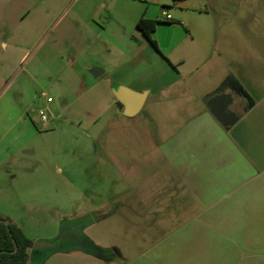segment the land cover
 <instances>
[{"label": "crops", "instance_id": "0c3cea01", "mask_svg": "<svg viewBox=\"0 0 264 264\" xmlns=\"http://www.w3.org/2000/svg\"><path fill=\"white\" fill-rule=\"evenodd\" d=\"M140 18L157 21L155 44L137 29ZM46 41L65 45L67 56L45 59L70 66L75 45L89 48L94 58L81 68L104 80L131 123L95 138L110 139L101 152L113 171H125L122 197L78 215L80 245L38 264L54 255L70 258L56 264H264V0H0V75L16 76L31 46ZM13 79L0 82L3 200L54 185L23 181L27 138L39 134L36 97ZM117 88L145 94L137 114H123ZM223 95L247 104L229 127L210 111ZM183 97L193 99L186 105ZM185 105L196 109L174 124L167 114ZM114 217L125 227L107 242L97 226Z\"/></svg>", "mask_w": 264, "mask_h": 264}, {"label": "rangeland", "instance_id": "374dc122", "mask_svg": "<svg viewBox=\"0 0 264 264\" xmlns=\"http://www.w3.org/2000/svg\"><path fill=\"white\" fill-rule=\"evenodd\" d=\"M89 51V48L84 50L82 45H75L77 61L70 66L63 62L67 56L65 45H51L46 41L37 47L31 46L20 62L16 76L15 71L0 75L2 84L5 78H14L15 86L30 87L27 95L36 97L31 112H34L33 128L39 134L27 138L31 150L23 152L22 165L26 172L25 175L23 171V181L30 177L29 181L54 184L50 191L41 186L27 191L21 199H0V212L4 218L21 225L31 238L52 240L62 234L60 240L46 244L45 250L54 247L71 249L80 245L82 240H78L76 217L95 215V210L108 206L124 193L125 171L110 168V158L101 152L104 147H109L110 139L99 138L105 133L113 134L121 124L129 125L131 121L116 112L112 93L104 80L92 78L81 68L94 58ZM51 52L64 57L62 63L46 60ZM41 93L45 96L40 97ZM47 97L52 102L47 103ZM189 99L193 98H180L186 105ZM186 105L172 109L167 117L175 124L196 109ZM40 110L47 115L46 123L38 118ZM97 135L100 136L95 139ZM138 176L137 181L140 180ZM124 223L114 217L98 224L97 228L110 242L113 241L110 234L124 229ZM95 232L94 228L88 231L91 238H98ZM116 238L117 241L124 239ZM133 239L135 244H142L141 237L134 235ZM79 255H75V259H82ZM63 259L70 258L54 255L47 264H56Z\"/></svg>", "mask_w": 264, "mask_h": 264}, {"label": "trees", "instance_id": "16d2710c", "mask_svg": "<svg viewBox=\"0 0 264 264\" xmlns=\"http://www.w3.org/2000/svg\"><path fill=\"white\" fill-rule=\"evenodd\" d=\"M156 20H147L140 18L136 24V27L142 34L152 43L155 44L151 39V33L156 25ZM0 220H7L0 215ZM9 221V220H8ZM7 230L6 226L0 223V264H25L29 257L35 263H40L48 253L56 252L61 250L60 248H51L50 250H45L44 248L34 247V242L25 236L21 228L16 224L9 221ZM62 237V234L58 235L57 238L50 241H45L46 244L53 243ZM14 239L17 246V250L14 253L10 251L13 250L14 245L11 241ZM32 250V254H29L28 250Z\"/></svg>", "mask_w": 264, "mask_h": 264}, {"label": "water", "instance_id": "95a60500", "mask_svg": "<svg viewBox=\"0 0 264 264\" xmlns=\"http://www.w3.org/2000/svg\"><path fill=\"white\" fill-rule=\"evenodd\" d=\"M92 70V74L94 75V71ZM115 98L122 104V112L126 116H132L137 114L144 102L145 94L144 93H135L125 88H117L113 91ZM214 101L210 102L211 108L210 111L213 116L217 119V121L224 127H229L237 121L239 116L245 111L247 104L242 103H234L231 95H223L219 98L213 99ZM4 226L8 229V220H0ZM11 241L14 245V248L11 253H14L17 250V246L13 238ZM45 243L38 241L34 243V247H44Z\"/></svg>", "mask_w": 264, "mask_h": 264}, {"label": "built area", "instance_id": "2783aa9c", "mask_svg": "<svg viewBox=\"0 0 264 264\" xmlns=\"http://www.w3.org/2000/svg\"><path fill=\"white\" fill-rule=\"evenodd\" d=\"M167 18H169V16H167ZM47 101L50 102L51 101V98H47ZM39 115H40V118L42 121H46L47 120V115L45 114L44 111H40L39 112Z\"/></svg>", "mask_w": 264, "mask_h": 264}]
</instances>
